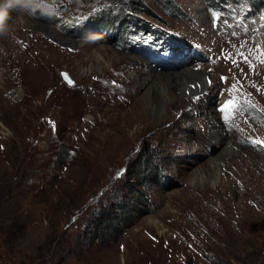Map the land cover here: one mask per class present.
Masks as SVG:
<instances>
[{
  "label": "rangeland",
  "instance_id": "1",
  "mask_svg": "<svg viewBox=\"0 0 264 264\" xmlns=\"http://www.w3.org/2000/svg\"><path fill=\"white\" fill-rule=\"evenodd\" d=\"M129 1L45 0L53 13L13 12L0 36V218L17 221L0 264H264V5L145 0L151 12L123 24L134 30L121 40L88 36L86 20ZM157 33L181 44V63L166 64L160 47L143 52L164 40ZM38 43L50 50L36 59L27 46ZM189 69L210 78L205 94L158 95L157 77L176 83ZM148 95L161 110L146 104L141 117ZM149 149L161 174L146 191ZM120 207L130 221L97 238Z\"/></svg>",
  "mask_w": 264,
  "mask_h": 264
},
{
  "label": "trees",
  "instance_id": "2",
  "mask_svg": "<svg viewBox=\"0 0 264 264\" xmlns=\"http://www.w3.org/2000/svg\"><path fill=\"white\" fill-rule=\"evenodd\" d=\"M165 2L166 5L175 8L176 5L174 4L173 0H157L158 3ZM224 1L228 0H208L209 7L213 6H218L224 3ZM236 1H244L246 2L247 0H236ZM253 6V8H258L262 5H264V0H249ZM162 4V3H161ZM138 11H144V12H151L150 8L148 7L147 3L145 0H130L129 1V7L124 9H119L116 13L113 11H100L95 17L90 19L89 21L86 20L85 23L87 24L88 22L90 23V27L88 28V36L90 37H98L100 33H105V35L110 36L112 39L115 37L117 40H121L123 37L127 35V32L129 29L133 32L134 29L131 28V25L128 24L127 26L123 27V24L129 23H135L137 25H141V19L138 17H135L136 12ZM83 25V24H82ZM149 25H145L147 27ZM151 31L152 28H149ZM161 39L163 38L164 40L157 44L158 41L155 43H152L151 45H148L143 48V52H145L147 55L151 56V53L154 51L156 47H160L161 51L168 50V56L163 59L164 62L168 65H177L180 62L179 59L175 58L174 50L173 47L175 45L172 44L174 41L173 37L171 38L170 36H162V33H157ZM182 42L184 45H187V41L185 39H182ZM180 46V45H179ZM175 46V51L180 52V47ZM180 56H182V53H178ZM198 54H201V52H198ZM257 146V145H254ZM257 149L259 151L264 152V149L260 146H257ZM153 152L149 149V151H144L141 154V159L142 163L140 164V170H139V175L138 178L140 182H143V186L145 187L143 190H148L150 189L159 179H157V176H160L161 171L160 167L157 165V163H148L146 160L150 159V156L153 155ZM155 154V152H154ZM145 191V192H146ZM144 192V191H143ZM142 193L140 189H137L133 195L135 198H139ZM127 212V213H126ZM114 213V214H113ZM112 214L111 217L106 218V221H103L100 227L97 228L98 231V236L97 238H106L108 236H113L115 233L113 232H119V230H123V224L125 221H130V215L126 209H123L120 207V209L115 210ZM5 221L4 219H1ZM0 221V229L3 231H0V245L6 246L9 243H12L14 241L15 237L11 233V230L14 227V224L17 223L11 222L9 225L6 223L7 228L3 227L1 225ZM120 231V232H121ZM5 235V237H4ZM9 249V248H8Z\"/></svg>",
  "mask_w": 264,
  "mask_h": 264
},
{
  "label": "bare ground",
  "instance_id": "3",
  "mask_svg": "<svg viewBox=\"0 0 264 264\" xmlns=\"http://www.w3.org/2000/svg\"><path fill=\"white\" fill-rule=\"evenodd\" d=\"M41 26L47 28L48 30H50L49 28H51V27L44 26V25H41ZM27 48L29 50L31 49V51L34 52V54H35L34 57L36 59H39L40 58V55L43 54L45 51L50 50V46H46V45L44 46L43 44L40 45L39 43L38 44H35L33 46L31 44L30 46H27ZM53 55L54 54H51L48 57L50 58ZM29 60H31V57L30 56H29ZM203 72H201L200 70L195 71V70H192V69L191 70L190 69L189 70H186L185 72H183V73H181L179 75V79H178V81L176 83H173V81L170 79V76L169 75H166L165 77H163V76L162 77H157V79L160 80V81L161 80H165L164 81V85L161 86V87H159V92H157V93H158V95L161 96V98H163L164 95L166 94V93H164L165 91L167 93L171 94L174 88H179L180 89V92H185V90L186 91L193 90V93L200 91V92H202V94H205V91H206V89L208 88V86L210 84L209 83L210 82V78L208 79V75L207 74H204ZM161 82H163V81H161ZM89 85L91 87L90 88L91 90L96 91V89H97L98 90V93L105 91V88L100 83L93 82V83H90ZM194 89H197V90H194ZM172 96H174V95H172ZM205 96L206 95L202 96V99L200 100L201 103H203V101L205 100V98H206ZM138 100H139V98H138ZM138 100H137L136 103H139V101H140L141 104H140V107L139 106H135V109H139L140 110L139 116H141V117H145L146 115L148 116V114L145 112V108L144 109L142 108L146 104H147V106L152 105L154 108H157L159 112L161 110V106H160L161 104L158 103L157 101H154L152 99V96L151 95L150 96L149 95L146 96L144 99L141 98V100H139V101ZM225 136H226L225 134L224 135L221 134L219 136H216L215 137L216 138V141L217 142H224ZM117 144H118V142H117V138H116L115 139V142H114V147L117 146ZM228 148H232V145H229ZM152 229L153 228H150L149 226H147V227L146 226H143V228H141L139 230V231L142 230V232L146 235V238H142L143 241H144L143 243H144V246L145 247H148L151 244L154 245L156 243L157 238H154L153 235L151 234V230ZM134 236L137 237L135 234H134ZM142 239H140V240H142ZM174 241H175L174 239H170V243H173ZM140 251L141 252L142 251L144 252V248H141ZM163 253L166 255V252L165 251Z\"/></svg>",
  "mask_w": 264,
  "mask_h": 264
},
{
  "label": "clouds",
  "instance_id": "4",
  "mask_svg": "<svg viewBox=\"0 0 264 264\" xmlns=\"http://www.w3.org/2000/svg\"><path fill=\"white\" fill-rule=\"evenodd\" d=\"M36 9L53 13L52 4L45 0H0V36H7L11 32L10 21L13 20L12 13L31 14Z\"/></svg>",
  "mask_w": 264,
  "mask_h": 264
},
{
  "label": "water",
  "instance_id": "5",
  "mask_svg": "<svg viewBox=\"0 0 264 264\" xmlns=\"http://www.w3.org/2000/svg\"><path fill=\"white\" fill-rule=\"evenodd\" d=\"M61 74L68 83L72 84L74 82V79L71 77V75L67 71L63 70Z\"/></svg>",
  "mask_w": 264,
  "mask_h": 264
},
{
  "label": "snow or ice",
  "instance_id": "6",
  "mask_svg": "<svg viewBox=\"0 0 264 264\" xmlns=\"http://www.w3.org/2000/svg\"><path fill=\"white\" fill-rule=\"evenodd\" d=\"M245 61L247 62V58L246 57H245ZM234 103H235L234 101H229V104L226 105V107L231 106ZM258 143H264V142H258ZM0 147H2V146H0Z\"/></svg>",
  "mask_w": 264,
  "mask_h": 264
}]
</instances>
